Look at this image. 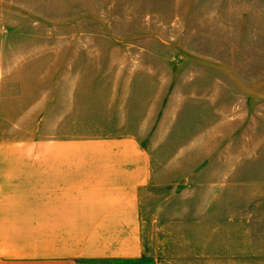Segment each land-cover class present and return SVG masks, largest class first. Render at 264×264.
Here are the masks:
<instances>
[{"label": "rangeland", "instance_id": "obj_1", "mask_svg": "<svg viewBox=\"0 0 264 264\" xmlns=\"http://www.w3.org/2000/svg\"><path fill=\"white\" fill-rule=\"evenodd\" d=\"M0 122L139 137L148 253L264 264V0H0Z\"/></svg>", "mask_w": 264, "mask_h": 264}, {"label": "crops", "instance_id": "obj_2", "mask_svg": "<svg viewBox=\"0 0 264 264\" xmlns=\"http://www.w3.org/2000/svg\"><path fill=\"white\" fill-rule=\"evenodd\" d=\"M20 144L0 122V264H165L144 244L153 172L139 137L51 135L43 152Z\"/></svg>", "mask_w": 264, "mask_h": 264}]
</instances>
